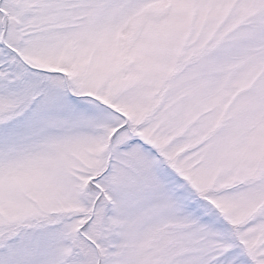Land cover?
Listing matches in <instances>:
<instances>
[{"label":"snow or ice","instance_id":"1","mask_svg":"<svg viewBox=\"0 0 264 264\" xmlns=\"http://www.w3.org/2000/svg\"><path fill=\"white\" fill-rule=\"evenodd\" d=\"M0 264H264V0H0Z\"/></svg>","mask_w":264,"mask_h":264}]
</instances>
